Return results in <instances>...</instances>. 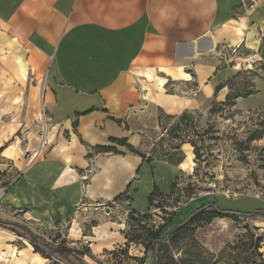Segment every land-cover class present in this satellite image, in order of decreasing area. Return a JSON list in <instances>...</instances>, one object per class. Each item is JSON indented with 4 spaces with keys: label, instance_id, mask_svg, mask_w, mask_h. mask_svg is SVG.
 <instances>
[{
    "label": "crops",
    "instance_id": "crops-1",
    "mask_svg": "<svg viewBox=\"0 0 264 264\" xmlns=\"http://www.w3.org/2000/svg\"><path fill=\"white\" fill-rule=\"evenodd\" d=\"M13 40L43 71L52 130L4 188L13 185V200L0 204V216L62 223L83 201L130 205L145 162L179 171L145 145L164 117L230 96L240 73L227 63L235 50L262 59L264 0H0V48H9V61ZM260 71L233 106L259 91ZM177 175L168 193L153 186L160 193L153 203L170 195Z\"/></svg>",
    "mask_w": 264,
    "mask_h": 264
},
{
    "label": "rangeland",
    "instance_id": "rangeland-1",
    "mask_svg": "<svg viewBox=\"0 0 264 264\" xmlns=\"http://www.w3.org/2000/svg\"><path fill=\"white\" fill-rule=\"evenodd\" d=\"M8 51L0 48V192L52 130L42 102L43 71L30 64L20 40H13L12 61ZM230 57L227 63L240 71L231 82L232 99L247 92L264 70V56L237 49ZM257 82L259 91L240 98L236 107L230 100L214 98L163 118L158 135L147 141L144 151L175 161L179 171L167 163L145 162L130 190V209L147 211L153 186L168 193L178 171L170 195L156 199L147 215L132 214L115 202L83 201L62 223L32 222L19 212L0 216V264H79L73 257L49 259L35 251L30 233L62 243L87 264H140L150 231L162 224L163 233L169 231L203 203L214 201L219 208L239 211L264 209V111L240 110L264 109V80ZM188 93L202 97L196 89ZM10 200L13 185L3 192L0 204ZM259 236L260 256L254 251ZM166 243L168 253L159 252L160 264H171L167 254L175 259L173 264H264V215L234 220L205 212L182 236ZM143 264H152L149 253Z\"/></svg>",
    "mask_w": 264,
    "mask_h": 264
},
{
    "label": "trees",
    "instance_id": "trees-1",
    "mask_svg": "<svg viewBox=\"0 0 264 264\" xmlns=\"http://www.w3.org/2000/svg\"><path fill=\"white\" fill-rule=\"evenodd\" d=\"M248 92L245 93H239L235 94L232 98H237L238 96L245 95ZM226 100H230V96L227 95ZM225 100V101H226ZM233 104V103H232ZM117 141H121L120 139H115ZM102 150H109V147L100 146L99 147ZM128 148L132 151H135L132 146L128 145ZM174 184V183H173ZM173 186V185H172ZM157 194H160L156 188L153 189V191L149 194L148 200H149V208L144 213H140L139 211L135 209H129V211L132 214H141V215H147L150 211V208L153 204L154 196H157ZM120 198V195L116 197V199ZM161 197H158V199ZM216 208L217 210L214 211L213 208ZM205 212H208L210 216H219V217H230L234 220H236L239 216H245L253 218L254 216L261 214L264 215V209L261 208H255L250 211H239V210H232V209H223L219 208L214 201L210 203H203L196 207L188 216H186L182 221L178 222L176 225H174L169 231L163 233L164 224L160 225L156 230L150 231V243L146 245V253L143 257L140 258L141 263L143 264L144 259L147 257V254L149 253L152 257V264H160V257L159 252L162 250L165 253L167 252L168 244L166 241L172 237H180L182 236L183 232L187 228V225L189 223L195 222L198 217ZM30 233V232H29ZM262 241V237L259 236L256 238L254 246H255V252L257 255H261V253L258 251L259 243ZM30 242L34 247L35 251L41 252L45 257L52 259V258H63L68 259L69 257H73L79 264H87L81 259V257L78 255L80 253L75 252L73 249L66 247L62 243L58 244H52L47 242L41 237H38L37 235H34L30 233ZM158 246V249L156 247ZM166 258H168V261L173 264L175 263V259L171 255H166Z\"/></svg>",
    "mask_w": 264,
    "mask_h": 264
},
{
    "label": "built area",
    "instance_id": "built-area-1",
    "mask_svg": "<svg viewBox=\"0 0 264 264\" xmlns=\"http://www.w3.org/2000/svg\"><path fill=\"white\" fill-rule=\"evenodd\" d=\"M44 144H45V141H43V142L41 143V146L44 145ZM2 192H3V191L0 192V196H1Z\"/></svg>",
    "mask_w": 264,
    "mask_h": 264
},
{
    "label": "bare ground",
    "instance_id": "bare-ground-1",
    "mask_svg": "<svg viewBox=\"0 0 264 264\" xmlns=\"http://www.w3.org/2000/svg\"><path fill=\"white\" fill-rule=\"evenodd\" d=\"M36 151L33 152V154L31 155L33 157V155L35 154Z\"/></svg>",
    "mask_w": 264,
    "mask_h": 264
},
{
    "label": "water",
    "instance_id": "water-1",
    "mask_svg": "<svg viewBox=\"0 0 264 264\" xmlns=\"http://www.w3.org/2000/svg\"><path fill=\"white\" fill-rule=\"evenodd\" d=\"M213 210L216 211L217 209L214 207Z\"/></svg>",
    "mask_w": 264,
    "mask_h": 264
}]
</instances>
